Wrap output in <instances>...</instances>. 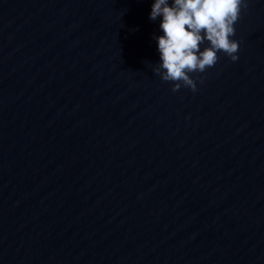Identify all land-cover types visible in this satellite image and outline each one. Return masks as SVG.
Segmentation results:
<instances>
[{
	"label": "water",
	"instance_id": "1",
	"mask_svg": "<svg viewBox=\"0 0 264 264\" xmlns=\"http://www.w3.org/2000/svg\"><path fill=\"white\" fill-rule=\"evenodd\" d=\"M247 2L239 59L174 92L154 0H0V264H264V0Z\"/></svg>",
	"mask_w": 264,
	"mask_h": 264
},
{
	"label": "clouds",
	"instance_id": "2",
	"mask_svg": "<svg viewBox=\"0 0 264 264\" xmlns=\"http://www.w3.org/2000/svg\"><path fill=\"white\" fill-rule=\"evenodd\" d=\"M247 0H154L150 20L162 17L159 27L163 35L156 37L160 53L156 74L165 82H175L197 91L191 73H203L218 62L223 51L232 61L239 59V43L230 39L234 25ZM205 42L210 44L201 50Z\"/></svg>",
	"mask_w": 264,
	"mask_h": 264
}]
</instances>
